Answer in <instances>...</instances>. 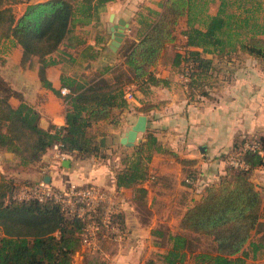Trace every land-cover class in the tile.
I'll use <instances>...</instances> for the list:
<instances>
[{
    "label": "trees",
    "instance_id": "16d2710c",
    "mask_svg": "<svg viewBox=\"0 0 264 264\" xmlns=\"http://www.w3.org/2000/svg\"><path fill=\"white\" fill-rule=\"evenodd\" d=\"M17 1L0 0V41L8 39L21 47L22 64L36 57L40 82L51 88L45 77L46 67L53 63L49 56L73 26L89 23L110 0H43L27 4L16 18L12 5ZM216 1V12L210 14L208 7ZM249 3L254 0H163L160 11L148 9L147 16L138 18L137 39L122 43L119 53L124 68H118L112 80L105 77L104 70L90 82L61 78L62 87L68 90L63 95L66 110L62 126L41 128L39 112L0 76V151H9L17 159L11 170L28 169L56 146L64 156L107 158L90 128L111 119L114 108L126 105L124 94L130 85L145 91V85L166 82L156 78L152 68L166 45L176 39L175 30L182 17L186 19L181 32L185 36L184 49L175 54L173 65L179 66L181 73L186 71L185 84L190 94L207 96L217 81L213 58L230 60L244 53L264 60V23L256 15L258 4L250 8ZM231 6L234 12L227 11ZM12 97L20 102L13 105ZM254 141L264 145L263 136L234 141L228 155L241 158L247 168L228 165L217 182L202 183L201 197L181 217L180 232H152L154 236H166L168 244L158 246L163 248L159 261L148 259L145 264H183L186 260L192 264H245L249 257L264 253V193L250 180V172L264 166V152L260 155L243 147L245 142ZM164 151L156 136L147 132L144 141L120 157L116 186L140 184L148 176L153 153ZM10 167L6 164L7 173ZM5 175H0V264H72L83 246L87 224L93 221L99 225L97 245L85 252L84 264H107L99 252L107 244L104 236L110 234L101 224V207L93 220H88L70 215L52 199H18L20 187L34 182H18ZM187 176L194 180L187 184L191 188L202 180L197 173ZM112 225L123 228L121 214L111 215L109 226ZM252 232L259 234L255 241L250 240ZM189 235L211 238L213 250L198 251L193 242L196 238Z\"/></svg>",
    "mask_w": 264,
    "mask_h": 264
},
{
    "label": "crops",
    "instance_id": "0c3cea01",
    "mask_svg": "<svg viewBox=\"0 0 264 264\" xmlns=\"http://www.w3.org/2000/svg\"><path fill=\"white\" fill-rule=\"evenodd\" d=\"M39 1L43 0H18L12 5L15 17L22 14L27 4ZM162 2L110 0L89 23L73 26L58 49L49 56L53 63L46 67L45 77L51 88L40 82L38 59L34 57L22 64L21 47L8 39L0 41V76L39 112L41 128L62 126L66 104L63 95L55 92L64 89L61 78L90 82L104 70L105 77L112 80L118 68H124L119 53L122 43L126 39H137L138 18L147 16L148 9L160 11ZM213 4L212 7L217 9L218 2ZM256 4L259 12H263V17L259 16L261 22L264 0H256L247 6L252 8ZM215 12L210 10V14ZM121 20L127 26L122 41L114 50L110 47L114 40L112 28L119 26ZM181 36L184 44L185 36L182 33ZM170 48L171 53L167 52ZM182 51L175 46V40L167 44L157 65L152 68L154 76L166 82L145 85V91L130 85L127 91L133 99H126L125 106L114 108L111 119L92 125L90 132L97 135L100 145L103 139L101 147L108 154L107 158L81 159L76 154L54 158L56 149L52 148L28 169L7 173L6 164L15 165L17 159L9 151H0V175L9 174L18 182L36 183L48 176L49 185L56 189L71 185L94 186L108 192L121 214L123 236L119 238L123 242L105 237L107 244L108 241L110 244L119 242V247L115 245L111 251L99 250L107 264H143L146 257L143 258L140 251L148 245L149 238H156L152 232L155 229L180 232L181 217L194 200L201 197L202 183L217 182L225 174L226 156L234 141L264 137V60L244 53L230 60H217L212 54H205L206 58H213L217 81L212 83L208 95L203 96L188 92L181 79L182 73H178L180 67L173 65V57ZM10 102L17 105L20 101L12 97ZM140 115L146 116V130L138 134L140 141L135 145L144 141L150 131L165 151L153 153L144 181L134 187L118 188L115 175L121 167V156L117 151L130 152L132 149L122 145L120 140ZM190 173H197L202 178L193 188L184 181ZM250 180L264 193V166L253 169ZM91 249L96 247L82 246L72 264H84L85 252ZM159 249L163 251V248ZM247 261L264 264V253L249 257Z\"/></svg>",
    "mask_w": 264,
    "mask_h": 264
},
{
    "label": "built area",
    "instance_id": "2783aa9c",
    "mask_svg": "<svg viewBox=\"0 0 264 264\" xmlns=\"http://www.w3.org/2000/svg\"><path fill=\"white\" fill-rule=\"evenodd\" d=\"M182 75L184 76L185 80H187L186 71L182 73ZM60 93L61 95H65L68 93V91L64 88L60 90ZM124 97L125 99H133V96L129 91H126ZM243 147L244 149L257 152L260 155H262L264 152V145H260L256 141L245 142ZM54 148L56 149V153L53 156L54 158H61L64 156V154L59 151L57 146ZM226 161L231 167L247 168V164L241 158L234 156V154L227 155ZM184 181L186 184H191L194 182L193 178L189 176H187ZM16 197L18 199L35 198L40 201L52 199L59 203L70 215L75 214L88 220H93L98 208L101 207V224L110 232V234H106L104 237L119 238L123 233L120 226H109L111 215L119 213L117 208L114 206L111 196L107 191L98 189L94 186L81 187L71 185L66 189H56L51 187L49 183L41 180L40 182H36L34 184L21 186L16 194ZM98 227L99 225L94 221L87 224L86 232L83 234V246L87 248L96 247Z\"/></svg>",
    "mask_w": 264,
    "mask_h": 264
},
{
    "label": "rangeland",
    "instance_id": "374dc122",
    "mask_svg": "<svg viewBox=\"0 0 264 264\" xmlns=\"http://www.w3.org/2000/svg\"><path fill=\"white\" fill-rule=\"evenodd\" d=\"M254 1H256V0H254ZM212 5H214L213 3L212 4H210V7H208V12L210 13V10L211 11H213V12H215V10H216V8H214V7H212ZM227 11H229V12H234V8L231 6V7H229L228 9H227ZM15 13H17V12H15ZM257 17H259V16H261V17H263V12H257ZM264 19V18H263ZM262 19V21L261 22H263L264 20ZM185 17H183V18H181L180 20H179V22H178V25H177V29L175 30V32H176V39H175V46H177V48H178V50H183L184 48H183V41H182V36H181V32H182V30L185 28ZM125 30V29H124ZM123 39V38H122ZM171 49V48H170ZM167 52H172V49L171 50H169V51H167ZM165 56H166V54H165ZM179 74L181 73L180 72V69H179V72H178ZM181 75V74H180ZM181 79H182V81L183 82H186V80H185V78H184V76L182 75V77H181ZM117 153H118V155L119 156H123L124 154H126V153H128V152H126L125 151V149H121V150H118L117 151ZM11 167H10V171L9 172H11L12 170L11 169H15V167L16 166H14V165H10ZM12 166H14V167H12ZM9 174H6L5 176H8ZM252 235H251V239L250 240H253V241H255V240H257L258 239V236H259V234L258 233H254V232H252L251 233ZM123 236V233L120 235V238ZM190 236V235H189ZM108 237V236H107ZM156 238H149V243H148V245H146V247L145 248H142L141 249V251H140V253L143 255V258H145L144 259V263L143 264H145V262H146V260H148V259H155L156 261H159V255L161 254L160 252L162 251L161 249H159V247L158 246H166L168 243H167V238H166V236H155ZM191 238H196V239H193V242H194V244L196 245V248H197V250L198 251H201V250H204V251H212L213 250V247H214V243H213V241H212V239L211 238H208V237H205V236H198V237H194V236H190ZM120 238H118V239H120ZM148 240V239H147ZM153 240H158V242H159V244H157V246H153L152 244V241ZM122 240L120 239V241L119 242H121ZM109 243L108 244H106L105 245V247H103V250L105 249V250H107L108 249V251H111L112 249H113V247L116 245V246H118L119 247V242H117L116 244H115V242H114V244H110V242L111 241H108ZM123 242V241H122ZM123 247V246H122ZM158 247V248H157ZM145 249V250H144ZM81 251V250H80ZM109 253V252H108ZM183 264H192L190 261H188V260H186ZM245 264H252V263H248V261L246 260V263Z\"/></svg>",
    "mask_w": 264,
    "mask_h": 264
},
{
    "label": "water",
    "instance_id": "95a60500",
    "mask_svg": "<svg viewBox=\"0 0 264 264\" xmlns=\"http://www.w3.org/2000/svg\"><path fill=\"white\" fill-rule=\"evenodd\" d=\"M125 26H127L126 22L121 20L119 26L112 28L113 37H114L112 45L110 46L112 49L115 50L122 41V38L124 37ZM146 122H147L146 116L140 115L136 120V122L131 126V128L126 131L125 135L121 138L120 143L126 147H133L135 145V142L140 141L139 138L137 137L138 134L145 132ZM101 146H103V139H101ZM44 181L46 183H49L48 176L44 177Z\"/></svg>",
    "mask_w": 264,
    "mask_h": 264
}]
</instances>
